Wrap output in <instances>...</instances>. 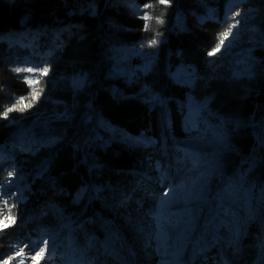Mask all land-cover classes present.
<instances>
[{
  "label": "trees",
  "instance_id": "trees-1",
  "mask_svg": "<svg viewBox=\"0 0 264 264\" xmlns=\"http://www.w3.org/2000/svg\"><path fill=\"white\" fill-rule=\"evenodd\" d=\"M234 2L0 0V155L10 160L0 164V220L15 221L0 231V261L47 241L40 264H96L90 258L102 251L105 230L116 228L110 221L130 208L155 215L159 196L187 184L193 169L177 142L211 138L205 126L222 122L227 149L203 154L224 173L211 167L194 177L203 182L198 195L209 199L201 222L207 239L214 224L229 230L218 204L232 201L231 180L243 183L253 192L243 218L234 207L224 212L235 219L236 235L208 244L223 264H264V145L255 139L264 126V0ZM232 24L236 39L209 56ZM37 66L47 67V76L14 71ZM179 70L195 81L182 85L173 77ZM33 91L40 92L36 101ZM188 94L205 112L192 130L185 124ZM20 98L32 106L5 118ZM43 112L66 117L43 123ZM20 175L18 197L7 184ZM203 209L189 208L191 224ZM133 237L125 242L148 241Z\"/></svg>",
  "mask_w": 264,
  "mask_h": 264
},
{
  "label": "rangeland",
  "instance_id": "rangeland-1",
  "mask_svg": "<svg viewBox=\"0 0 264 264\" xmlns=\"http://www.w3.org/2000/svg\"><path fill=\"white\" fill-rule=\"evenodd\" d=\"M234 1V3H238L242 0ZM252 12H254V9L247 10L240 16H249ZM236 37V34H231L225 41L224 46L231 45ZM20 41L21 38L17 40V42ZM133 53V57H135L137 54L136 50H134ZM180 73L181 70L174 74L173 77L178 79L182 85H191L195 81V78L187 74L182 76ZM83 81L84 79L82 77L77 76L75 83L82 86ZM87 105L91 108V103ZM203 114H205V112L202 110V106L198 101L193 99L191 94H188L187 102L185 103V124L187 128L190 130L195 129V127L198 126V122L202 121L204 117ZM65 117L64 113L55 112L49 115L43 112L37 117V120L41 119L43 123H46L49 119L56 120ZM204 125L201 126L204 127ZM257 127L255 139L257 141V146H261L264 145V126L261 128L258 124ZM204 130L213 133V136L208 139L192 138L177 142V144L183 148L185 157L189 160L193 169L191 174L186 178L187 184L175 190L173 194L159 196L156 199L157 213L155 215L150 214L147 210L133 211L129 207L130 211L129 213L127 212V215H124V212H122V215L120 214L115 223L114 221H110L116 228L109 231L105 230V239L99 243L102 251L93 253L90 258L91 261L96 264H131L128 262L127 258L130 256L136 261V264H223L218 261L219 254L216 245L212 244L209 246V240L211 238L218 242L221 237L230 239L232 236L236 235V231L234 230L235 219L225 220L224 212L226 208L232 210L234 207L238 209V213L243 218L244 206L242 204L247 203V200L253 195V192L248 190L247 187L245 188L243 183H239L235 179L230 181L229 191L233 193L232 201L224 197L221 202L223 207L221 204H218L220 207V212L218 214L219 219L228 225L229 230H217L214 224L210 232H213L215 236H210L207 239L206 230L203 228L201 221L205 219V207L208 205L209 199L208 197L201 198L198 195V191L203 185V182H198L194 177L199 172L205 175L212 169L211 167L217 168L220 174L224 173V169L217 160H215L212 154L208 159L203 153H213L217 152L219 149H227L228 144L224 138L226 128L222 122L217 125L205 126ZM149 141L152 144L155 143L152 140ZM9 161L8 157L0 155V164H5ZM41 169L42 167L38 170L40 171ZM38 170L36 172H38ZM155 175L156 171H152L150 173V179L154 178ZM24 179L25 178L20 175L17 179L8 182L7 190L11 192L16 191L17 196L21 197V183ZM91 190L94 191V195H96L99 188L92 186ZM210 194L211 193L207 192V195ZM237 199H239L238 204L235 203ZM145 200V198L140 200L141 207H146L147 203ZM193 206H201V208H204L203 211L199 212V221H197L196 224H191L190 216L187 214L189 208ZM140 211H142V213H140ZM122 218L124 219L121 221ZM135 234H146V237H148L147 243L138 242L136 244L134 242H125L127 237L132 238ZM162 239H166V241ZM65 246L68 247L69 244L66 243ZM194 246L195 248L193 249ZM194 251L198 253V256L191 258V254ZM23 252L24 255L21 257L24 260V264H32L30 257L34 255V253L25 250H23ZM200 256L203 257V259L205 258L203 262L199 260ZM108 259L111 260L108 261ZM64 260L66 261L67 259ZM59 264H65V262L62 261L59 262Z\"/></svg>",
  "mask_w": 264,
  "mask_h": 264
},
{
  "label": "snow or ice",
  "instance_id": "snow-or-ice-1",
  "mask_svg": "<svg viewBox=\"0 0 264 264\" xmlns=\"http://www.w3.org/2000/svg\"><path fill=\"white\" fill-rule=\"evenodd\" d=\"M159 2L161 4H167L168 0H159ZM237 16L240 15L239 12L236 13ZM145 20H148L149 17L147 15L144 16ZM235 27V24H232L226 31H224L221 35H220V39H219V43L218 45L213 48V50L211 52L208 53L209 56H213L215 55L217 52H219L221 50V47L224 46L225 41L228 39V37L231 35L232 33V28ZM152 43H155V41H152ZM14 71L16 72H21V71H25L28 73H34L35 71L39 72V76L43 77V76H47L49 69L47 67H43V68H39L38 66L34 69L33 67H26V68H16L14 69ZM25 82L28 83L30 86L36 85L40 83V80L37 78H24ZM40 96V92L39 91H33L31 93V100L32 101H36L39 99ZM18 105L16 106L14 105L13 107H9L5 112H4V117L6 118L9 112L12 111H24L26 108H30L32 106L31 103H26L24 98H20L18 101ZM9 175H11V173H9ZM167 194V193H165ZM9 221L11 222H15L14 218L11 216H6L4 217V219L0 220V231L7 229L9 227ZM45 247L39 248L38 250L36 248H32L29 251L30 252H34V255H31V260H32V264H40V260H42L45 256L46 253V244L47 241L43 242ZM24 252L23 249H20L18 251L15 252L14 256H9L7 259H3L2 261H0V264H10V261L15 259L16 257H20L23 256ZM19 264H24V260L20 259L19 260Z\"/></svg>",
  "mask_w": 264,
  "mask_h": 264
},
{
  "label": "bare ground",
  "instance_id": "bare-ground-1",
  "mask_svg": "<svg viewBox=\"0 0 264 264\" xmlns=\"http://www.w3.org/2000/svg\"><path fill=\"white\" fill-rule=\"evenodd\" d=\"M195 252H196V251H195ZM197 252H199V251H197ZM196 254H197V256H198V253H196ZM199 254H200V253H199ZM197 256H196V257H197ZM204 259H205V258H204ZM204 259H203V257H201V256L199 257V260H200V261L202 260V262L204 261Z\"/></svg>",
  "mask_w": 264,
  "mask_h": 264
}]
</instances>
